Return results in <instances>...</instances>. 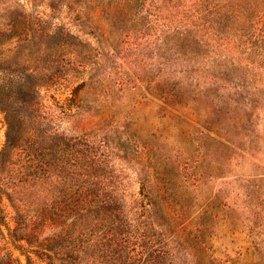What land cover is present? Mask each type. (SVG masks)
Returning <instances> with one entry per match:
<instances>
[{
  "label": "rangeland",
  "instance_id": "rangeland-1",
  "mask_svg": "<svg viewBox=\"0 0 264 264\" xmlns=\"http://www.w3.org/2000/svg\"><path fill=\"white\" fill-rule=\"evenodd\" d=\"M8 28L0 79L48 83L35 123L14 98L0 264L58 233L59 264H264V0H0Z\"/></svg>",
  "mask_w": 264,
  "mask_h": 264
},
{
  "label": "trees",
  "instance_id": "trees-1",
  "mask_svg": "<svg viewBox=\"0 0 264 264\" xmlns=\"http://www.w3.org/2000/svg\"><path fill=\"white\" fill-rule=\"evenodd\" d=\"M15 22H12L11 26L14 27ZM13 30L11 28L7 29H0V49L3 48L2 42H6L8 39L13 40V42L18 41L20 38H17L12 33ZM61 37L68 41L71 38H74L72 35L63 32L61 33ZM44 39H55L58 38V34H52L47 35L44 34L42 36ZM0 69L4 66V59L0 55ZM9 71V69H5V72ZM12 70V69H11ZM12 72V71H11ZM12 75V73L7 72L4 79H0V109L5 114L6 117V133H5V145L0 152V169L3 172L5 161L10 156V154L15 151L17 148L21 146V136L24 126V118L20 115L19 108H16L14 106V98L21 99V102L23 103L22 107H25L28 118H30L33 123H35V118L32 117L30 114L31 111H33V107H35L39 103V97L41 95L40 88L45 87L48 82H40L41 78L38 76V72L36 70L33 71H26L24 78L22 79V82L17 84L18 87L15 86V82L13 78L7 75ZM14 77V76H13ZM21 97V98H20ZM43 134V130L40 129H33L32 132V139H36L37 137L41 136ZM44 137L41 138V140H49L50 137L46 138V134L42 135ZM33 140L28 141V145H31ZM41 152H44L45 149L42 148L40 150ZM10 197V196H8ZM88 200H84V205L87 203ZM16 212V220L18 225L23 226L24 218L21 214L20 208H17L15 204L12 206ZM116 207V202L113 198H105L100 203L97 204L96 208H98L99 214L101 213H110L113 208ZM114 213V210L113 212ZM62 233H58L53 235L52 237H49L45 240L44 246L41 247L42 253L45 254H38V257L40 258H47L48 264H59V259H57L56 255H60L62 248H59L58 242L61 240ZM166 248V246H164ZM19 249L21 250L22 254L26 256L27 264H32L33 260L29 254H25L26 252L23 250L22 246H19ZM71 252L79 251L75 248V246L71 245L69 247ZM76 249V250H75ZM135 249V248H134ZM25 252V253H24ZM149 253V252H148ZM147 255V254H146ZM150 256V259L148 261V264H152L155 262V259L152 255L148 254ZM165 256V253H164ZM164 260L160 262V264H173V262H168L167 257H162ZM160 258V259H162ZM79 261L76 260L73 257L67 258L65 262L61 264H77Z\"/></svg>",
  "mask_w": 264,
  "mask_h": 264
}]
</instances>
